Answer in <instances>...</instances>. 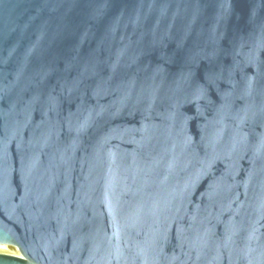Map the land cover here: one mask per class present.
Returning a JSON list of instances; mask_svg holds the SVG:
<instances>
[{"label":"water","instance_id":"95a60500","mask_svg":"<svg viewBox=\"0 0 264 264\" xmlns=\"http://www.w3.org/2000/svg\"><path fill=\"white\" fill-rule=\"evenodd\" d=\"M0 264H264V0H0Z\"/></svg>","mask_w":264,"mask_h":264},{"label":"rangeland","instance_id":"374dc122","mask_svg":"<svg viewBox=\"0 0 264 264\" xmlns=\"http://www.w3.org/2000/svg\"><path fill=\"white\" fill-rule=\"evenodd\" d=\"M0 252L16 254L18 251L16 249L10 248L9 246H0Z\"/></svg>","mask_w":264,"mask_h":264}]
</instances>
